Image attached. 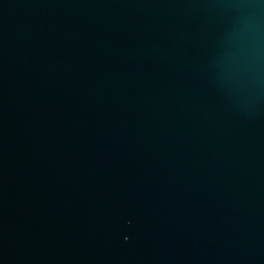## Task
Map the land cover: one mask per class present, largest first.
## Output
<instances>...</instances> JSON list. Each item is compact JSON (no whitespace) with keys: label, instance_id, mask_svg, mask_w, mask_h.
<instances>
[{"label":"water","instance_id":"95a60500","mask_svg":"<svg viewBox=\"0 0 264 264\" xmlns=\"http://www.w3.org/2000/svg\"><path fill=\"white\" fill-rule=\"evenodd\" d=\"M0 264H264V0H0Z\"/></svg>","mask_w":264,"mask_h":264}]
</instances>
